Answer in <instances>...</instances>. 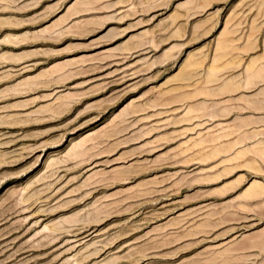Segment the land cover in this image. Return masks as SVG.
<instances>
[{"label":"rangeland","instance_id":"1","mask_svg":"<svg viewBox=\"0 0 264 264\" xmlns=\"http://www.w3.org/2000/svg\"><path fill=\"white\" fill-rule=\"evenodd\" d=\"M0 264H264V0H0Z\"/></svg>","mask_w":264,"mask_h":264},{"label":"bare ground","instance_id":"2","mask_svg":"<svg viewBox=\"0 0 264 264\" xmlns=\"http://www.w3.org/2000/svg\"><path fill=\"white\" fill-rule=\"evenodd\" d=\"M255 62H256V61H255ZM251 65H252V64H251ZM260 71H262V70H260ZM209 72H211V71L209 70ZM214 72H215V71H214ZM255 72H256V71H255ZM253 73H254V72H253ZM209 80H210V79H209ZM236 82H237V81H236ZM247 83H248V82H247ZM224 84H225V83H224ZM227 84H228V83H227ZM227 84H226V85H227ZM224 86H225V85H224ZM226 87H228V86H226ZM238 88H239V87H238ZM238 88H237V89H238ZM241 88H242V87H241ZM247 88H248V87H247ZM229 90H230V88H229ZM229 90H228V91H229ZM231 91H232V90H230V92H231Z\"/></svg>","mask_w":264,"mask_h":264}]
</instances>
